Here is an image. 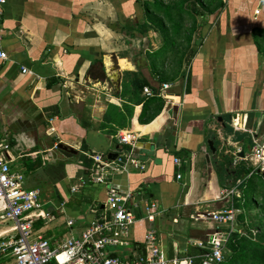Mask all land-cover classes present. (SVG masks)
<instances>
[{"label": "crops", "instance_id": "0c3cea01", "mask_svg": "<svg viewBox=\"0 0 264 264\" xmlns=\"http://www.w3.org/2000/svg\"><path fill=\"white\" fill-rule=\"evenodd\" d=\"M4 1L0 137L10 147L11 171L23 175V188L41 198L36 186L41 184L51 194L42 204L49 216L36 221V235L59 246L79 237L93 220L109 217L106 185L89 178L91 156L114 161L128 150L118 144L121 132L138 137L134 155L143 168L109 176V183L132 192L137 204L127 244L111 248L113 255L125 262L143 255L145 231L154 229L168 259H185L188 247L200 248L213 231H227L225 225L191 217L227 208L230 201L241 237L240 224L248 226L251 219L243 207L246 181H255L253 204L261 202L259 219H252L264 226V191L256 182H264V175L249 160L253 138L264 141L261 0H187L178 34L162 14L154 16L168 30L153 29L145 8L153 0ZM134 38L143 43L140 56L129 43ZM137 80L145 81L143 89L170 85V100L142 89V102L133 104L123 87ZM148 101H153L149 107ZM28 175L39 184L25 186ZM231 189L235 194L221 199ZM152 202L159 212L155 221L140 220ZM10 226L1 223L0 232Z\"/></svg>", "mask_w": 264, "mask_h": 264}, {"label": "built area", "instance_id": "2783aa9c", "mask_svg": "<svg viewBox=\"0 0 264 264\" xmlns=\"http://www.w3.org/2000/svg\"><path fill=\"white\" fill-rule=\"evenodd\" d=\"M264 5V0H261ZM0 0V36L2 5ZM260 9L254 11L255 15ZM0 58H5L0 51ZM22 72H26L25 69ZM170 85L163 84L156 89L145 87L147 96H161L169 101L166 91ZM118 144L128 146V150L121 151L114 161H109L102 154L91 156L93 170L90 180L94 183L106 185L105 206L109 217L103 216L93 220L77 238H70L59 246H52L46 239L36 235L34 225L38 219H45L49 213L43 210L38 191L23 188V175L11 171L9 162L10 147L0 137V220L1 223L12 222V226L0 232V264H221L225 261L226 242L236 229L237 210L233 201L229 207L212 212L197 213L193 220H207L217 225H225L226 232L213 231L205 244L198 243L203 250L195 258L168 259L158 242L157 232L147 229L144 234L143 247L145 253L131 262H125L113 255L111 248L123 247L127 244L128 229L137 222L133 208H137L135 195L130 191H123L109 183L111 173L127 171L128 168L142 169L143 166L134 155V148L138 137L133 133L121 132L117 135ZM249 160L254 171L264 175V141L253 138ZM179 164V159H174ZM180 178V175H177ZM74 190V189H73ZM235 189L221 193V199L231 197ZM159 214L156 203H149L143 210L140 220L152 223ZM72 222L69 221L68 225Z\"/></svg>", "mask_w": 264, "mask_h": 264}, {"label": "trees", "instance_id": "16d2710c", "mask_svg": "<svg viewBox=\"0 0 264 264\" xmlns=\"http://www.w3.org/2000/svg\"><path fill=\"white\" fill-rule=\"evenodd\" d=\"M197 1L200 2V0ZM186 2L187 0H179L174 6H164L158 0H153V4L146 2L145 8L148 11L152 8L154 15L162 14L164 19L167 20L171 30L178 34L182 28V24L181 22H178V19H181L186 14ZM194 9L195 7L192 5L191 10L194 11ZM174 17H176V20ZM141 28L147 30L148 26L144 24ZM143 86H145L144 80H137L136 83L130 85L125 84L123 87V95L131 94L133 100L130 102H134L133 104L135 105L140 104L143 99L139 97V94L141 93ZM152 102L153 101H148L146 106L149 107ZM125 107L128 110V116H131L132 108L127 105H125ZM111 109L116 111V108L114 107H111ZM107 116H110V113H107ZM228 247L230 256L221 264H264V242H252L245 237H240L239 234L235 232L232 234L228 242ZM202 252V249L190 246L187 249L186 258L193 257L195 258V263H199L198 257Z\"/></svg>", "mask_w": 264, "mask_h": 264}, {"label": "rangeland", "instance_id": "374dc122", "mask_svg": "<svg viewBox=\"0 0 264 264\" xmlns=\"http://www.w3.org/2000/svg\"><path fill=\"white\" fill-rule=\"evenodd\" d=\"M141 1H144V0H141ZM147 1H152V0H147ZM158 1H161V3H163V5L174 6L178 0H158ZM147 15H149L148 16V18H149L148 20L150 21L153 29L157 30L158 28H160L159 30H161V31H163L164 29H165V31L168 30V28L166 26H163L162 20L159 19L158 17L156 18V16H154V13H153L152 9L149 11V13ZM119 34H121L120 38H119V42L121 44H124L125 40H127L126 36L122 32L119 33ZM153 40L156 42L157 38H153ZM176 40L178 41V38ZM132 42H133V45H134L133 47H134L135 55L136 56H140L141 54H139V51L142 50L141 47L143 46V43L141 41H138V39H136V38H134L133 41H131V40L129 41V43H131V44H132ZM255 179H258V178L256 177ZM33 182L35 184H39L38 182H36V180H34V177H31L30 175H28V177H26V180H25L26 184L24 183V185L26 186L28 183L32 184ZM254 182L255 181H246L245 187L242 189V192H243V195H244L243 200L246 201V199H247V202H245V204H243L244 205L243 207L247 208L248 210H250V212L247 213V215L248 214H250V215L246 216V218L248 219L249 217H251V219H248L250 221L248 226H247V224H244V226H242L240 224V228L242 229L241 237H245L246 239H249L252 242H256V241L259 242L260 241V242L263 243L264 242V226L261 223H259V224L257 222L255 223V221L252 219V217H256V218L259 217L258 216L259 213H260L259 212V208H260V205H261V202H260L259 199L256 202V204H253V200L251 198V194L255 193ZM256 182L258 184V190L259 191H264V182L260 181V180H257ZM36 186L41 191V198H40L41 204H44V203L46 204V201L50 200L51 194L47 191V187L46 186L41 185V184L36 185ZM255 205L258 207V212L254 211L256 209ZM47 206L48 205L43 206V210H47V208H48ZM262 219H264L263 216H262ZM238 221L240 223L242 222L241 220H238ZM253 221H254V223H253ZM2 226L4 227V225H2ZM1 228L2 227H1V222H0V229Z\"/></svg>", "mask_w": 264, "mask_h": 264}, {"label": "water", "instance_id": "95a60500", "mask_svg": "<svg viewBox=\"0 0 264 264\" xmlns=\"http://www.w3.org/2000/svg\"><path fill=\"white\" fill-rule=\"evenodd\" d=\"M209 145H210V147H211V142H209ZM59 149H61V151L63 152V154L66 152V147H64V146H62V145H60L59 146ZM212 151H213V149H212ZM70 154H72V152H70ZM108 158H110V157H108ZM111 159V158H110ZM114 159H115V157H114ZM114 159H112V160H114ZM207 159V161H209V158L207 157L206 158Z\"/></svg>", "mask_w": 264, "mask_h": 264}]
</instances>
